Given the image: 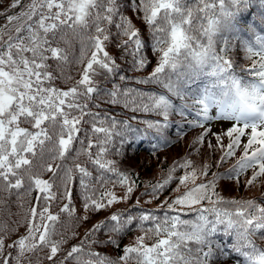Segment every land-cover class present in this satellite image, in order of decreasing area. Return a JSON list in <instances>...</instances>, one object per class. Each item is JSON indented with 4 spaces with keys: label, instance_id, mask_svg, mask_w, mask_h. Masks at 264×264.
<instances>
[{
    "label": "snow or ice",
    "instance_id": "1",
    "mask_svg": "<svg viewBox=\"0 0 264 264\" xmlns=\"http://www.w3.org/2000/svg\"><path fill=\"white\" fill-rule=\"evenodd\" d=\"M256 2L126 0L122 9L121 0H30L26 5L13 0L10 7L21 12L7 15V20L23 23L6 38L0 35V188L15 191L20 200L31 199L24 215L26 233L11 243L7 232L0 235V264H31L30 256L38 252L48 264H215L228 254L212 239L219 231L235 237L230 250L242 256L244 264H264V250L253 240L257 230L264 231V207L253 200L225 199L217 185L224 177L249 187L264 181V36H256L255 46L244 42L252 61L247 68L232 58L229 40H223L221 48L216 38ZM258 4L264 9V0ZM126 9L142 28L124 14ZM77 38L78 56L73 52ZM118 60L147 75L129 77ZM73 62L80 65V78L62 88L58 81L73 79L66 75ZM245 73L256 82H245ZM205 76L214 82L190 93ZM99 77L112 87H100ZM130 82L156 88L145 91ZM175 99L182 103L177 105ZM111 106L133 115L118 118ZM189 109L196 117L187 125L202 129L192 150L142 193L149 197L145 203H151L177 185L158 206L163 215L142 208L137 199L131 209L112 212L65 250L67 239L55 227L61 215L72 218L82 211L76 219L87 222L91 215L131 199L139 186L136 174L122 169L116 159L130 146L129 137L163 136L172 115L179 112L183 119ZM213 120L231 126L212 132L205 125ZM204 144L210 153H219L215 165L197 166L191 158ZM82 155L84 163H65ZM229 159L234 163L225 173L211 171ZM45 174H50L47 179ZM117 188L123 195H117ZM54 205H60L57 212L52 211ZM188 213H195L194 219H184ZM134 224L141 234L120 256L110 258L94 250L101 245L119 248L121 234ZM105 229L110 234L99 239L97 233ZM61 252L63 258L57 259Z\"/></svg>",
    "mask_w": 264,
    "mask_h": 264
},
{
    "label": "trees",
    "instance_id": "2",
    "mask_svg": "<svg viewBox=\"0 0 264 264\" xmlns=\"http://www.w3.org/2000/svg\"><path fill=\"white\" fill-rule=\"evenodd\" d=\"M2 1L3 0H0V27L3 21L7 19V15L21 9H12L10 7L13 0H6L5 6L2 5ZM29 1L30 0H23V3L26 5ZM121 8H126V0H121ZM124 14L132 17L137 27H143L139 18L133 15L131 9H126ZM262 15H264V9L260 8L257 0V2L254 3L247 11H244L238 15L236 21H234V27L225 31H221L217 34L216 38L220 42L219 46L221 48L224 47L223 40H229L230 42L232 41L229 52L233 54L232 58L237 62L238 66L245 67L247 65H251L252 63V61L246 56L243 42L250 43L248 36H255L257 32L260 36H262V34L264 35V23L261 22ZM252 29H254V31H252ZM112 31L115 32V28H112ZM87 34L90 33H85V35ZM145 36L146 38L150 39V36L147 34L146 30ZM235 38H237V40H235ZM61 46H63V44ZM80 47V40L78 38L74 39L73 52L76 56L79 55ZM109 51L113 56L118 55L114 48H109ZM118 63L124 65L125 71L129 77L147 75L146 72H133L123 60H118ZM154 63L155 61L153 60V64ZM79 69L80 65H77L74 62L69 64L67 66L66 75L71 76L73 79L68 81L67 84L58 81L59 86L66 88L73 84L75 80L79 79ZM148 71H151V69L149 68ZM214 79L215 78L208 76L202 77L196 82L195 85H192L189 88V92L202 91L205 87L210 86L214 82ZM113 82H118V79L114 80ZM98 83L102 88L112 87V83H106L104 77H99ZM130 83L132 86H138L145 91L156 88L155 85H135L134 82ZM188 102L191 103V100ZM175 103L180 105L182 102L179 99H175ZM111 107L115 110L113 114L118 118L127 119L128 116L133 115V113L126 109H122L120 106ZM93 110L95 111L96 109ZM195 117L196 113L191 109H189V112L185 114L183 119L179 115V112H176L172 115V122L169 124L163 136H157L155 134L146 135L136 139L135 141H132L131 137H129L130 146L129 144H126L123 149V155L116 157V159L120 162V167L122 169L136 174V177H138L139 186L135 189L131 199L118 202L113 207L96 213L98 214L97 216H95L96 214L91 215L87 222H78L76 219V216L84 215L82 211H78L72 218H69L67 215H61L55 227L57 232L63 234L67 239V242L64 245L65 250L70 249L73 245H76L81 240H83L85 234L89 229L92 228L94 224L105 220V218L108 217L112 212L131 209L132 205L135 204L137 200L138 194H140L143 189H147L150 183L161 180L165 173L169 171L174 161L185 156L190 152V150H192L193 141L202 131H196L195 128H191L187 125V121L194 119ZM84 127L87 128V125H84ZM181 129H183V132H181ZM165 139L167 140V143H165ZM209 140H211L213 144L216 143L214 137L209 138ZM76 147H79L78 143L76 144ZM72 155L75 156V150H73ZM218 155L219 153H210L207 149V144H204L200 147L199 153H192L191 158L195 161L197 166L204 163L215 165ZM237 155H239V152ZM85 160L86 157L82 155L76 161H73L72 157H69L65 163L71 166L74 162L84 163ZM233 163L234 160L229 159L220 167L213 166L211 171L225 173L231 168ZM88 167L95 175L96 172L93 166L89 164ZM179 174L180 173H176V175ZM47 175L49 176L50 174ZM209 178H211V174H209ZM247 178V175L243 177L244 180ZM217 185L218 191L225 199L253 200L259 207H264V181L258 182L257 184L249 187L245 183H236L233 180H229L224 177L217 181ZM176 187L177 185L173 183L167 191H165L158 199L153 201L159 206L162 201L173 194V189ZM183 190V188L180 189V191ZM115 191L117 195H123V189L117 188ZM18 195L19 194L15 191L9 193L8 191L0 188V235H2L4 232H7L8 236L10 237V239L7 240L8 243H11L12 240H15L18 236L24 235L26 233V228L24 226V215L30 206L29 201L31 198L24 196L23 200H20ZM33 195H35V193H33ZM59 206L60 205H54L52 211L57 212L59 210ZM76 207L78 210L80 209L79 202H77ZM160 212L163 214V211L160 210ZM194 217L195 213H188L187 215L183 216L184 219H194ZM73 232L76 233L74 238L72 236ZM108 234L110 233H108V230L105 229L104 231L97 233V237L99 239H106ZM140 234L141 233L138 231L137 226L134 224L130 226L129 231L121 234L122 238L119 239V248H115L112 245H101L94 246V250L98 253L105 254L110 258H116L122 254V249L124 246L132 243L134 238ZM56 238L59 239V235ZM212 239L216 245L220 246L221 249H224L223 251L232 252L230 250V246L235 241L234 236L226 235L223 231H219L214 234ZM253 240L257 248L264 250V231L257 230L253 236ZM63 255L64 252H61L57 259H62ZM237 255L239 254L235 252H233V254H229L231 261L227 262L226 264H237L238 262L239 264H243L242 262H244V260L240 261V258H244L239 255L238 259L236 258ZM30 258L31 264H48V261L44 259L43 252H38L35 255L30 256ZM219 260L220 259L218 258L215 264H223ZM68 264H74V261L69 260ZM129 264H135V261H130Z\"/></svg>",
    "mask_w": 264,
    "mask_h": 264
},
{
    "label": "rangeland",
    "instance_id": "3",
    "mask_svg": "<svg viewBox=\"0 0 264 264\" xmlns=\"http://www.w3.org/2000/svg\"><path fill=\"white\" fill-rule=\"evenodd\" d=\"M20 13V12H19ZM19 13H15V14H19ZM15 14H13V15H15ZM20 21V22H19ZM9 22V21H8ZM7 22V23H8ZM17 22H19V23H21V22H23V20L21 19V20H13L12 22H10V23H5L4 24V26H2L1 28H0V35H6V33H9V31L11 32L12 31V29H14L15 27H17ZM2 32H3V34H2ZM12 34V33H11ZM5 37V36H4ZM6 38V37H5ZM44 178L45 179H47L48 178V175L47 174H45L44 175ZM98 214H96L95 216H97ZM30 260H31V258H30Z\"/></svg>",
    "mask_w": 264,
    "mask_h": 264
}]
</instances>
